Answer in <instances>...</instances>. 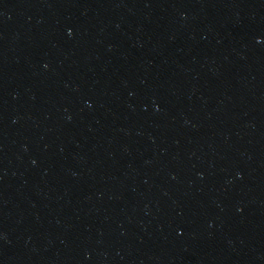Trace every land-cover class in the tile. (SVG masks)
I'll use <instances>...</instances> for the list:
<instances>
[{
	"label": "water",
	"instance_id": "obj_1",
	"mask_svg": "<svg viewBox=\"0 0 264 264\" xmlns=\"http://www.w3.org/2000/svg\"><path fill=\"white\" fill-rule=\"evenodd\" d=\"M0 264H264V0H0Z\"/></svg>",
	"mask_w": 264,
	"mask_h": 264
}]
</instances>
